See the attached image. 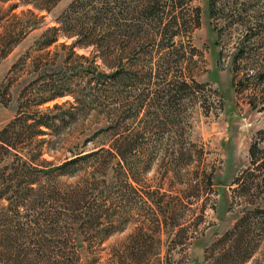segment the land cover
I'll list each match as a JSON object with an SVG mask.
<instances>
[{
    "label": "rangeland",
    "instance_id": "rangeland-1",
    "mask_svg": "<svg viewBox=\"0 0 264 264\" xmlns=\"http://www.w3.org/2000/svg\"><path fill=\"white\" fill-rule=\"evenodd\" d=\"M71 1L62 0L51 14H40L46 27L52 26ZM180 1L184 3V26L180 20L181 35L174 38L172 48L157 51L161 42L158 31L167 22L164 17L159 27L158 18L152 19L145 44L137 41V46L151 52V60L147 63L139 56V61H133V70L144 74L151 68L153 80L144 86L135 81L134 89H128V103L135 109L136 96L142 90H147L149 100L135 117L131 113L132 123L127 120L126 125L137 134L144 131L146 117L150 121L156 118L152 101L158 89L182 81L190 89L175 97L182 100L169 116L174 125H150L140 142L143 148L135 149L127 164L122 159H104L102 154L63 169L69 177L60 179L69 185V191L87 195L83 206L75 208V216L92 220L81 232L69 225L68 235L63 234L69 240L66 264H235V257L227 258L229 244L220 240L243 220L256 236L253 255L245 264H264V239L257 237L264 231V169L260 168L264 134H259L264 131V81L259 79L264 74V33L261 38L250 37L246 44L251 53L248 63L234 64L242 30L227 26V20L209 19L208 0ZM256 3L264 8V0ZM20 11L12 13L20 15ZM0 25L1 33L8 22ZM40 32H32L0 60L2 101L7 99L1 88L7 71L20 55L31 52ZM172 49H179L183 57L179 63L168 57ZM166 69L167 81L162 82L156 75ZM20 89L11 90L9 107L0 100V130L15 116L13 101ZM65 101L69 97L54 103ZM164 119L161 115L156 122ZM90 129H96L95 125ZM85 134L88 132L69 133L67 125L55 136H45L41 159L50 163L49 168H57ZM254 145L260 151L255 161L249 152ZM237 178L239 182H235ZM249 180L252 189L239 196ZM259 183L261 188L256 186ZM141 242L152 250L140 261L131 259L132 248Z\"/></svg>",
    "mask_w": 264,
    "mask_h": 264
},
{
    "label": "trees",
    "instance_id": "trees-1",
    "mask_svg": "<svg viewBox=\"0 0 264 264\" xmlns=\"http://www.w3.org/2000/svg\"><path fill=\"white\" fill-rule=\"evenodd\" d=\"M61 1L0 0V24L8 22L0 33V60L32 32L41 30L32 43L33 54L29 49L20 55L1 86L2 95L7 98L0 99L4 107L11 105V90L21 89L13 101L14 118L0 130V264H66L69 240L63 234L68 235L69 225H76L81 232L92 220L75 216L87 195L80 190L75 195L69 191V185L60 179L69 177L63 169L102 154L104 159H122L127 164L126 159L135 149L143 148L140 142L148 127L154 123L156 128L174 125L169 116L182 100L175 97L190 89L184 81L158 89L152 101L156 118L150 121L146 117L144 131L137 134L126 125L149 100L147 90H142L136 96L135 109L128 103V89H134L135 81L144 86L153 80L151 68L144 74L133 70V61H139V56L145 57L147 63L151 60V52L137 46V41L145 44L152 19L158 18L159 27L164 17L167 22L158 31L161 42L157 51L172 48L174 38L181 35L182 1L72 0L52 26L46 27L44 15L40 14H51ZM255 1H207L209 19L227 20V26L236 25L242 30L234 64L248 63L251 53L246 44L250 37H262L264 33V8ZM16 9H21L20 15L12 13ZM167 55L174 57L173 63L183 58L179 49H172ZM167 73L168 69L159 72L156 78L165 82ZM259 79L264 81V74ZM66 97L69 101L54 103ZM48 103L54 104L42 108ZM161 115L164 121L156 122ZM67 125L69 133L88 134L74 144L62 165L49 168L50 163L41 159L47 141L44 137L55 136ZM93 125L94 130L90 129ZM249 152L254 161L260 154L255 145ZM260 168L264 169V164ZM56 171L61 173L56 175ZM252 184L247 181L239 196L248 193ZM256 186L261 188L260 183ZM244 221L220 240L229 244L227 258L235 257V264H245L253 255L256 236ZM257 237L263 240L264 231ZM140 244L132 248L131 259L140 261L152 250L151 246Z\"/></svg>",
    "mask_w": 264,
    "mask_h": 264
}]
</instances>
